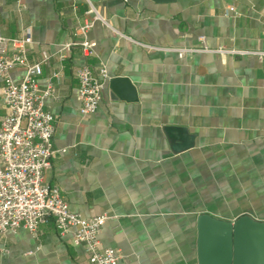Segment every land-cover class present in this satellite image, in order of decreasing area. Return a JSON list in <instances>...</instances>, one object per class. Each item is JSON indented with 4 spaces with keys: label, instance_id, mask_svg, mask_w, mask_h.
I'll list each match as a JSON object with an SVG mask.
<instances>
[{
    "label": "crops",
    "instance_id": "crops-1",
    "mask_svg": "<svg viewBox=\"0 0 264 264\" xmlns=\"http://www.w3.org/2000/svg\"><path fill=\"white\" fill-rule=\"evenodd\" d=\"M91 1L121 34L97 20L88 32L95 54L75 45L61 58V44L83 39L85 0H0V35L30 30L29 60L52 54L38 77L56 88L46 100L56 127L45 180L74 212L107 215L99 244L117 249L119 264H199V215L264 221V60L205 50L180 57L136 41L196 48L205 36L213 49H264V0ZM85 64L108 72L89 115L78 96ZM2 88L0 77V125ZM0 264L90 263L74 230L50 218L36 234H0Z\"/></svg>",
    "mask_w": 264,
    "mask_h": 264
},
{
    "label": "built area",
    "instance_id": "built-area-1",
    "mask_svg": "<svg viewBox=\"0 0 264 264\" xmlns=\"http://www.w3.org/2000/svg\"><path fill=\"white\" fill-rule=\"evenodd\" d=\"M88 14L79 26L81 41L61 44L57 53L61 58L75 45L82 48L85 56L95 54V43L88 38V32L100 20L114 32L113 28L91 1ZM202 47L166 48L136 41L149 51L174 50L180 57L199 50L221 54L255 55L264 60V49L211 48L205 36H200ZM33 42L30 30L23 37L0 35V77L3 80V98L7 112L0 125V234L16 232L21 228L36 234L39 227L50 218L62 232L74 230L76 243L86 248L90 264H119L122 259L115 248H101L98 232L106 222L107 215L84 217L71 210L62 189L45 180V171L51 167L55 154L53 147L56 127L55 115L46 108V100L56 96L55 84L49 81L45 87L39 85L42 65L52 54L44 51L43 58L31 62L28 46ZM25 69L20 79L13 77L18 68ZM58 77L59 73L53 74ZM78 96L83 115L95 113L103 99L108 72L105 66L96 72L90 65H83L77 72Z\"/></svg>",
    "mask_w": 264,
    "mask_h": 264
},
{
    "label": "water",
    "instance_id": "water-1",
    "mask_svg": "<svg viewBox=\"0 0 264 264\" xmlns=\"http://www.w3.org/2000/svg\"><path fill=\"white\" fill-rule=\"evenodd\" d=\"M197 228L199 264H264V221L249 215L232 221L204 213L197 218Z\"/></svg>",
    "mask_w": 264,
    "mask_h": 264
}]
</instances>
